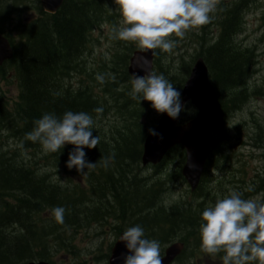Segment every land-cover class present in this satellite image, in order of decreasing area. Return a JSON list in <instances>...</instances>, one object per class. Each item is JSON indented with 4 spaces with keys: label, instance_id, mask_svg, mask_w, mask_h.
Masks as SVG:
<instances>
[{
    "label": "trees",
    "instance_id": "16d2710c",
    "mask_svg": "<svg viewBox=\"0 0 264 264\" xmlns=\"http://www.w3.org/2000/svg\"><path fill=\"white\" fill-rule=\"evenodd\" d=\"M109 2L110 0H65L55 15L32 27L30 32L24 36L22 50L16 53L10 65L0 68V130L17 132V137L25 139L26 134L33 130L34 122L42 118L44 114L54 113L58 117H62L65 112L72 111L86 112L92 115L95 120L93 135H97L95 132L99 119L96 118L98 114L94 110L104 107L99 100L93 97L96 95V90L94 89L92 93L86 87L69 90L70 87H67L65 81L79 68L78 64L85 48L87 53L92 54L94 42L98 41L94 38L93 32L99 29L103 23H112L115 18L113 6ZM5 12V7H0V19L2 16V19H5ZM238 15L237 6L228 13L216 43L206 47L203 51L204 60L218 94L217 104L219 108V103L227 101L229 104L233 102L232 99L227 98L228 93H232L241 86L250 71L249 50H239L233 41V32L237 26ZM240 20L242 23L244 22L243 15ZM115 46L110 57L95 59L101 64L98 68L99 71L91 70L93 75L97 72L104 79H107H103V81L114 79L125 83V86L118 83L113 84V90L116 92L114 99L122 94L125 89L132 88V85L127 83L129 77L125 67L134 49L132 44L120 41H117ZM243 55L247 56L249 60L245 59ZM160 59L157 53L155 61L157 74L164 75L180 91L188 68L182 70V76L169 74L168 69L163 67ZM10 73L18 85L17 97L12 102L7 99L6 91L1 85L2 82L9 83ZM95 80L100 83L96 77ZM242 97L241 94L240 98ZM101 101L105 103V101ZM148 103L150 102L142 101L140 104ZM152 109L150 104L144 112H141L132 121L131 125L127 126V129L125 128L126 133L136 130V135L139 136L136 137L135 135L136 139L133 140L131 136L125 135L123 146L120 148L115 146L109 151H105L107 152L105 156L112 157V159L116 157L118 161L125 159L128 161L130 158L133 162H138L141 144L147 133L145 127L149 128L153 121L147 110ZM193 113V109L189 107L185 118L191 117ZM143 115L146 117L144 124L140 120ZM99 145L103 146L101 140ZM74 147V145H66L59 152L60 156L68 161L69 153ZM84 151L87 158V153L91 150L85 148ZM102 154H104V150ZM180 154L183 158L182 150H180ZM0 161L8 163L2 158ZM99 161H102V157ZM94 173L96 174L97 171ZM94 173H90L92 180L90 183L86 176L88 189H79L77 186L74 189L78 190L79 193H87L91 183L99 181ZM129 173L131 174L130 180L126 177L123 178L120 171L115 173L114 180L109 183L114 192L117 189L120 191V187L117 185L118 178L122 183L124 192L129 193L133 189L132 181L135 179L133 176L135 173L131 171ZM97 187L98 185L94 186L93 189H97ZM0 192L21 194L15 201L7 198L5 202H2L0 198V264L26 263V261L31 260L33 249L39 245L41 249L47 246V239H40L35 235V223L30 217V212H40L38 214L39 220L43 224L49 223L52 216L50 218L43 216L46 209L52 210L54 207H63L67 199L61 191L46 186L43 179L37 178L32 171L15 163L0 165ZM70 203L64 207L67 209L64 219L69 218L70 215L73 220L70 224L78 225L76 218L79 205H71ZM152 205L154 206V199ZM79 216L83 218V213H80ZM164 219L160 218L159 220L164 221ZM158 223L160 222L152 221L150 226L152 224L156 226ZM14 226L18 227V232L16 230L15 235L12 234L15 230L11 228ZM42 231L44 232V229L41 228ZM60 231H52V234L57 236Z\"/></svg>",
    "mask_w": 264,
    "mask_h": 264
},
{
    "label": "rangeland",
    "instance_id": "374dc122",
    "mask_svg": "<svg viewBox=\"0 0 264 264\" xmlns=\"http://www.w3.org/2000/svg\"><path fill=\"white\" fill-rule=\"evenodd\" d=\"M217 1V0H216ZM256 1V0H255ZM254 2L249 4L243 11H247L250 8H253ZM264 0H262V4L259 7L254 8V12L249 13L246 19V27L244 30V24L238 19V22L242 23L241 25V33L236 38L235 42L240 44L241 47L247 48V45H255L257 48V55L251 51L248 54L249 58L253 57V72H254V60L257 56L256 60V67L255 71L256 74L252 78L253 73L251 74L250 78L249 75L245 78V81L241 86H239L235 91L232 93H228V97L232 99V103L225 107L224 112L220 113V118L222 121L217 126L216 131V150L214 161L215 169L209 168L211 170H207V174L211 176V179L208 175L205 176L201 190L198 195H194L191 197H185L184 188L185 185H182L180 182L174 183L173 181L169 180L168 178H163L161 175H157L155 172H151L150 169L144 168L141 169L139 164L133 163V161L129 158L128 161L122 160L115 163L114 160L108 164L107 167L104 166L103 161H99V156L105 154L111 148L115 146H121L124 142L125 132L127 126L131 125L132 121L137 118V116L144 112L150 105V103L142 105L136 100H133L130 96V89H126L122 94L118 95L116 99V92L111 91V87L114 86L113 84L118 83L125 86V83L121 81H117L114 79H110L111 81H103V83H98L95 80L99 74L97 72L94 75L91 73V66L93 63L94 70H98L100 63L94 60L92 54L84 53L81 63L79 64L78 72L74 73L71 76V79L66 81L65 83L69 82L72 83L73 87L76 86H87L92 88L93 90L99 91L103 95V97H111V103L105 104L104 113L99 116L98 124L96 125L97 135L100 137V140L103 142L102 145H98L91 151H88L87 155H89L90 163H97V167L92 170H88L84 175L88 177L89 174L94 173V171H98L95 176L99 178V181L104 183L107 179V174L111 173L113 180L114 175L117 171H120V175L123 178H127L128 180L131 179V174L129 171L135 173L137 184L141 185L142 182L139 181L137 174L140 177H147L151 176V180H157L161 182V186L158 187L156 190L151 192H147L145 197L154 195V207L146 208L145 210H135L130 208V213L134 216H138L139 219L132 217L129 213V206H128V198L129 193L123 191L122 183L118 178L117 185L120 187L116 190V192H112L113 188L110 184H106L104 191L102 189H89L87 193H79L78 190L72 188L68 185V182L62 180L63 178H68L70 174L78 173L75 168L69 170L66 167L67 160L60 156L59 152L57 153H48L45 152L42 147L39 149L33 150L31 149H24L27 144L32 142H26L23 138H17L12 136L11 133L13 131L7 132L4 130H0V158L3 161L8 162L4 163L0 161V165L15 163L19 166L25 167L32 171L35 175L44 176L46 183H49V187H58L64 191L66 194L71 196L70 204L78 202L76 199H80V202L87 203L86 208L88 211L86 212V218L89 219V223L94 225H98L97 227H102L107 220L113 219L114 222L119 223L123 222L124 220L127 221L128 226H131V222L134 220L138 224L143 222L141 218L144 219L145 224L147 223V219H152L153 215H161L163 211L167 213L166 217L175 216V211L172 207L176 209H181L183 207H187L192 212L200 211V215L194 219L183 218L181 216L176 217L178 221H185L182 224V234L188 235V228H193L197 220H201V213L203 210L209 206L215 204L218 198H223L232 190H237L242 192L243 198L248 199L250 196V191L248 189H253V187H257L259 185L260 178L264 177V155L261 154L258 150H252L251 147L245 146L244 144L254 145L250 137L255 133L254 123L259 120V122L263 125L262 119H264V99L261 100H254L250 98L256 93L252 89V82L259 83L264 78V41L260 39L261 36V28L258 27L257 18L260 14V11L264 10L263 6ZM229 7V5H221L216 7V11L212 14L211 22L195 27L186 32L183 38L173 36L172 39L176 41L175 47L178 49L187 47L189 45L192 50L195 52L197 56L200 51H204L208 44H210L213 40L216 39L219 29L220 23L222 20L221 14ZM242 14V15H243ZM26 28L22 30V35ZM109 27L102 26L100 30L94 33V36L99 39V44L95 48V51L100 52V55L107 56L108 50L112 47V43L110 38L108 37ZM22 37V36H21ZM21 40L16 44L17 48L22 46ZM157 53L160 56V60L164 62V64L171 63L174 67L171 69L172 73H177L178 67L177 63L180 61V56L184 60H188V54H184L183 50L177 51L172 50L171 52H162L159 49H156ZM98 53H96L97 55ZM244 56V55H243ZM245 59L249 60L247 56H244ZM163 64V63H162ZM187 67L185 61H182L180 64L181 70ZM99 71V70H98ZM251 72V62H250V71ZM179 75V74H178ZM107 80V79H104ZM123 80V79H122ZM113 88V87H112ZM243 93L242 99L238 100V96ZM224 98V96H223ZM238 127V130L235 127ZM126 128V129H125ZM132 130V128L130 127ZM224 129H227L226 134L228 135V143L227 145H231L233 148H229L224 142L223 132ZM133 135H136V130H132L129 132ZM139 135H136L138 137ZM255 149H264V139H259L257 146L254 147ZM104 150V154L102 151ZM222 151V155L219 156L218 154ZM91 154V155H90ZM231 157L228 159V156ZM45 156V157H44ZM102 156V157H103ZM47 158V159H45ZM99 168L102 169V173L99 172ZM222 168V169H220ZM220 169V170H217ZM86 171V170H85ZM80 174V173H78ZM213 179H215L213 181ZM99 185V182L91 183L90 186ZM246 185H250L247 187ZM143 187V186H142ZM136 189V188H135ZM112 192V195L108 193ZM131 192V191H130ZM100 196L99 201H97L98 197ZM202 197V199H199ZM152 198V197H151ZM105 204H115L120 203L124 207L118 208H110L111 212H113V216L111 218L105 219V213L109 210L107 208L108 205ZM174 206H170V205ZM67 205V204H66ZM199 205V206H198ZM115 206V205H114ZM164 209H162V208ZM123 208V209H122ZM77 214H80V211H77ZM175 218V217H171ZM169 219V218H167ZM97 220V221H95ZM36 222H39L38 232H41V228L44 229L45 235L44 238H49L52 235V231H60L64 229H68L71 231H75L80 226L75 227L71 225L60 224L56 226L55 229L51 228V223H44L41 222L38 218H36ZM84 225V224H83ZM41 227V228H40ZM118 227L116 228V230ZM97 230V228H93L90 231V235ZM119 230V229H118ZM47 231H50L49 233ZM15 235V232H12ZM191 234H189L190 236ZM81 236L78 239L77 247L83 249H95L94 247H98V243L101 242L100 235L97 234L96 239L92 240H85ZM113 239V235L109 234L107 236V242H110ZM160 245L163 244V241H159ZM84 250L80 252L79 257L85 259V264H103V262L96 263L94 260L89 261L91 255ZM61 260V261H60ZM21 264H24L23 262ZM57 264H75L74 258L69 256L67 261H63L59 259Z\"/></svg>",
    "mask_w": 264,
    "mask_h": 264
},
{
    "label": "clouds",
    "instance_id": "9594fccd",
    "mask_svg": "<svg viewBox=\"0 0 264 264\" xmlns=\"http://www.w3.org/2000/svg\"><path fill=\"white\" fill-rule=\"evenodd\" d=\"M119 5L122 26L113 29L114 38L135 42L141 49L171 52L176 44L173 36L183 38L187 31L211 22L216 0H114ZM146 74L133 75L130 96L141 103L148 101L157 113L178 119L184 104L181 92L162 74L151 71L150 61L144 58L139 66ZM103 83V77L98 76ZM99 118L103 108L94 110ZM95 120L86 112L67 111L62 117L47 113L34 122L25 139L39 143L48 153H57L65 145H74L66 167L81 175L95 169L97 163L86 159L85 148L91 150L100 143L93 135ZM149 134H158L150 129ZM112 157L105 158V167ZM86 170V171H85ZM252 189H248L251 191ZM66 209L54 207L51 215L63 224ZM200 237L202 250L210 255L224 253L223 264H264V199H244L240 191L232 190L201 213ZM130 253L124 264H162L159 241L146 237L142 226L129 227L120 235Z\"/></svg>",
    "mask_w": 264,
    "mask_h": 264
},
{
    "label": "bare ground",
    "instance_id": "6f19581e",
    "mask_svg": "<svg viewBox=\"0 0 264 264\" xmlns=\"http://www.w3.org/2000/svg\"><path fill=\"white\" fill-rule=\"evenodd\" d=\"M255 0H235L232 4H230L229 5V7L221 14V17H222V20H221V23H220V29H219V33H218V35H217V37H216V39L215 40H213L210 44H208V46H210V45H213V44H215L216 43V41L218 40V38H219V36H220V33H221V31H222V27H223V24H224V21L226 20V18L228 17V13H230V11H232L235 7H237L238 6V9H239V15H238V19H240V17L242 16V14H243V11H244V9L249 5V4H251L252 2H254ZM3 18V16L1 17V19H0V26L3 24V22H5V19H2ZM65 18V17H64ZM238 19H237V26H236V28H235V30H234V32H233V41H234V44H235V46L239 49V50H246V51H248V49L247 48H243V47H241L240 46V44H237L236 42H235V40H236V38L239 36V34L241 33V25H242V23H240V22H238ZM31 28L32 27H30V28H26L25 29V31H24V33H23V35H22V37H21V44H23V39H24V36L28 33V32H30V30H31ZM22 50V46L20 47V48H17V47H15V55H16V53L18 52H20ZM249 53H251V51H248ZM84 53H86V48H85V50H84V52H83V55H84ZM83 55H82V57H83ZM15 57V56H14ZM197 57L198 58H200L201 60H203L204 62H205V60H204V57H203V51H200V53L197 55ZM81 60H82V58H81ZM81 60H80V62H79V64L81 63ZM206 63V62H205ZM78 64V65H79ZM251 64H252V66H253V57L251 58ZM252 66H251V72L250 73H248V75H249V78H250V76H251V74L253 73V69H252ZM187 68V67H186ZM186 68H184V69H186ZM76 72H78V69H77V71ZM75 72V73H76ZM74 74V73H73ZM72 74V75H73ZM71 75V76H72ZM247 75V76H248ZM71 76H69L68 77V79H66V81H68V80H70L71 79ZM65 81V82H66ZM66 85H67V87H70V88H68L69 90H76V89H79V88H84V87H86V88H88L90 91H91V93H92V91H93V89L92 88H90V87H87V86H83V85H81V86H76V87H73L72 86V83H69V82H67V83H65ZM113 87V86H112ZM111 87V91H113V89L114 88H112ZM127 89H130L131 90V88H127ZM126 90V89H125ZM124 90V91H125ZM242 96H243V93H242ZM93 97H95L96 98V96H93ZM240 99H242V98H240V95L238 96V100H240ZM98 100V99H97ZM99 102L101 103V100H99ZM221 102V101H220ZM232 103V102H231ZM151 104V103H150ZM230 104V103H229ZM228 102L227 101H225L224 103H219V105H220V108H219V115H218V120H217V123H216V131H217V126L220 124V122L222 121V119L220 118V113H222V112H224V110H225V107H228ZM101 105L104 107L103 108V113H104V110H105V104L104 103H101ZM102 113V114H103ZM99 116H101V114H99ZM97 118V117H96ZM10 123V122H9ZM13 123V122H12ZM17 132H15L14 133V131H13V133H11V135L12 136H15V137H17V134H16ZM96 134H97V131L95 132ZM123 133H125V135H128L129 137L131 136V138L133 139V140H135L136 139V137H134L135 135H133V134H131V133H129V132H127L126 133V131L125 132H123ZM17 138H22V137H17ZM23 140L24 141H26V142H30V141H27L26 139H24L23 138ZM124 143V142H123ZM123 143H122V145L121 146H123ZM121 146H118L117 148H120ZM41 147V145L39 144V143H29V144H27V146L26 147H24V149H33V150H35V149H39ZM91 150H93V149H91ZM91 155V154H90ZM219 156H221L222 155V151L218 154ZM103 155H101V156H99V158H98V160L102 157ZM108 158V156H103L102 157V161L105 159V158ZM65 159V158H64ZM87 160L89 159V155L87 156V158H86ZM112 160H114V162L116 163L117 162V158L116 157H114ZM133 163H135V164H139V162H133ZM98 172V171H97ZM99 172H101L102 173V169L101 168H99ZM37 176V178H41V179H43L44 181H45V177L44 176H39V175H36ZM134 177H135V179H133V189L132 190H130L131 192H129V198H128V206H129V213H130V208L131 209H135V210H145L146 208H151V207H154L153 205H152V202H153V199H154V195L152 194L151 196H148V197H145L146 196V194H147V192H151V191H153V190H156L158 187H160L162 184H161V182L160 181H157V180H151V176H147V177H140V175L139 174H137V177H138V179H139V181L140 182H142V184L141 185H138L137 184V180H136V175L134 174L133 175ZM163 178H165L166 179V177L165 176H163ZM92 180H91V177H90V174H89V183L91 182ZM113 181V177H112V174L111 173H108L107 174V179H106V181L104 182V183H102V181H98L99 182V185H98V187H97V189H99V186L100 185H102L101 186V188L100 189H102V190H104V188L106 187L105 185L106 184H109L110 182H112ZM46 182V181H45ZM46 186H48L49 187V183H46ZM94 186H97V185H93V186H90V188L91 189H93V187ZM143 186V187H142ZM202 186V185H201ZM50 188H53V187H50ZM55 189H58L59 191H61L62 193H63V195L65 196V198L67 199V201H66V203L64 204V206L63 207H65L66 206V204H68L69 202H72V201H70V199H71V196L70 195H68V194H66V191H64V190H62V189H60V188H58V187H54ZM136 188V189H135ZM200 190H201V187H200V189L197 191V193L195 194V195H198V193L200 192ZM104 191H106L107 192V190H104ZM113 192H114V190H112ZM115 193V192H114ZM109 195H112V192H109L108 193ZM21 196V194H19V193H17V192H0V198H1V200H2V202H5V200L8 198V199H11L12 201H15L16 199H18L19 197ZM152 197V198H151ZM99 199H100V196L98 197V199H97V201H99ZM199 199H202V197H200ZM78 202H75V203H73V204H77V205H79V208L77 209V211H80V213H83V218H81L79 215H77V221H78V225H71L70 223H71V221H73L71 218H70V215H69V218H66V219H64V223L63 224H65V225H71V226H75V227H78V226H82L83 224H85V223H89V219H87L86 218V212L88 211V209L86 208V206H87V203H84V202H80V199H76ZM148 202H150V205H148ZM101 203H103V201H101ZM103 204H105V203H103ZM105 205H108L107 206V208L109 209L106 213H105V219L107 220L108 218H111L112 216H113V212H111V210H110V208H118V206L117 205H119V207H124V206H122L120 203H115V204H105ZM115 205V206H114ZM60 206H62V205H60ZM199 206V205H198ZM162 208V207H161ZM173 208V210L175 211V216H169V217H166V215H167V213H166V211L164 212L163 211V213L161 214V215H156V214H154L153 215V217H152V219H147V223L145 224V225H147V226H150V224H151V222L152 221H154L155 223H157V222H160L161 220H159L160 218H165L164 219V222L167 224V225H172L173 226V229H174V232L175 233H179L180 235H183L182 234V231H183V228H182V224L185 222V221H178V220H176V217H178V216H181V217H183V218H188V219H194V218H196V217H198L200 214V211L198 210L196 213L195 212H192V211H190L187 207H183V208H181V209H176V208H174V207H172ZM66 209V208H65ZM123 209V208H122ZM163 209V208H162ZM50 212H51V210L50 209H48ZM67 210V209H66ZM164 210V209H163ZM31 213V218H32V220H33V222L35 223L34 225H35V230H34V232H35V235L37 236V237H39L40 239L42 238V239H44V236L43 235H45L44 233H42V232H38L37 230H38V226H39V222H36V218H38L39 219V217H38V214L40 213V212H34V211H32V212H30ZM130 215L132 216V217H135V218H137V219H139L138 218V216H134V215H132V213H130ZM171 217H175V218H172L171 219ZM167 218H169V219H167ZM49 223H51V228H53V229H55V227L56 226H59L60 225V223H57L55 220H54V218H53V216H52V220L49 222ZM200 223H201V220H197L196 221V223H195V225L193 226V228H188V235H185V238H184V241L185 242H188L187 244H186V248H187V251H188V253L189 254H192V253H194V252H196V251H198V250H200V249H202V247H201V237H200ZM2 228H4V227H2ZM12 228V230H15V233H16V230H17V232H18V227H16V226H14V227H11ZM5 229V228H4ZM48 233L50 232V231H47ZM189 234H191L190 236H189ZM46 239V238H45ZM162 241H163V243H165V242H168V241H170V236H168V234L167 235H165V237L162 239ZM39 247H41L40 245H39ZM39 247H37V248H39ZM221 255H224V253H220ZM24 263V262H23ZM24 264H28V261H26V263H24Z\"/></svg>",
    "mask_w": 264,
    "mask_h": 264
},
{
    "label": "water",
    "instance_id": "95a60500",
    "mask_svg": "<svg viewBox=\"0 0 264 264\" xmlns=\"http://www.w3.org/2000/svg\"><path fill=\"white\" fill-rule=\"evenodd\" d=\"M60 0H43L44 5L48 8H52L53 5L58 4ZM6 45L2 39H0V58H2V51L6 50ZM147 53H136V56L131 59V68L144 72L139 66H144V58ZM151 65V54L147 56ZM191 99L192 103L198 108L199 113L197 119L192 121L189 125L177 127V119H171L165 114L156 130L157 136H150L145 143V153L143 155V161L158 162L166 152V150L175 143H182L185 146L187 152V161L195 160L206 153L208 146L207 142V130L210 119L212 118V106L215 100V94L213 88L210 86L207 79V73L202 65L201 60L198 61L193 68L190 78L188 79L184 91L183 100ZM201 145V148H196ZM188 164V163H187ZM186 177L193 184L194 175L185 166L183 170ZM111 264H117L116 261H112Z\"/></svg>",
    "mask_w": 264,
    "mask_h": 264
}]
</instances>
